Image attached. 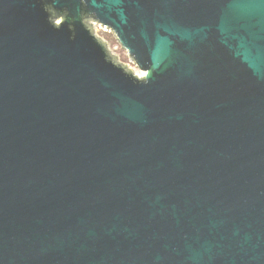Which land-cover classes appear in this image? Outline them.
Returning a JSON list of instances; mask_svg holds the SVG:
<instances>
[{"label":"water","instance_id":"obj_1","mask_svg":"<svg viewBox=\"0 0 264 264\" xmlns=\"http://www.w3.org/2000/svg\"><path fill=\"white\" fill-rule=\"evenodd\" d=\"M0 264H264V0H0Z\"/></svg>","mask_w":264,"mask_h":264},{"label":"rangeland","instance_id":"obj_2","mask_svg":"<svg viewBox=\"0 0 264 264\" xmlns=\"http://www.w3.org/2000/svg\"><path fill=\"white\" fill-rule=\"evenodd\" d=\"M93 30L95 33L104 41H106V45L108 49L117 57L119 62L129 64L132 66L131 61L127 58L125 52L121 49L118 43L115 41L113 35L107 30L98 25L92 23Z\"/></svg>","mask_w":264,"mask_h":264},{"label":"built area","instance_id":"obj_3","mask_svg":"<svg viewBox=\"0 0 264 264\" xmlns=\"http://www.w3.org/2000/svg\"><path fill=\"white\" fill-rule=\"evenodd\" d=\"M92 23H94V22H92ZM94 24H96V23H94ZM96 25H97V24H96ZM99 27H100V26H99ZM130 61H131V60H130ZM131 64H132V66H130L129 64H127V66H128V67L130 66L131 68L135 69L134 66H133L132 61H131ZM135 71H136V70H135Z\"/></svg>","mask_w":264,"mask_h":264}]
</instances>
